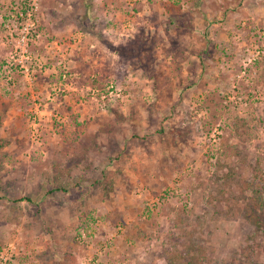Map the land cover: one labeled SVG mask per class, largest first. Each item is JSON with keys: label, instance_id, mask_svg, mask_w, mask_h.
Masks as SVG:
<instances>
[{"label": "rangeland", "instance_id": "1", "mask_svg": "<svg viewBox=\"0 0 264 264\" xmlns=\"http://www.w3.org/2000/svg\"><path fill=\"white\" fill-rule=\"evenodd\" d=\"M253 166L264 0H0V264H264Z\"/></svg>", "mask_w": 264, "mask_h": 264}, {"label": "trees", "instance_id": "2", "mask_svg": "<svg viewBox=\"0 0 264 264\" xmlns=\"http://www.w3.org/2000/svg\"><path fill=\"white\" fill-rule=\"evenodd\" d=\"M253 173L244 180L245 190L250 191L247 195L246 217L255 221L264 232V173L258 166H253ZM104 189L107 185L104 184Z\"/></svg>", "mask_w": 264, "mask_h": 264}]
</instances>
